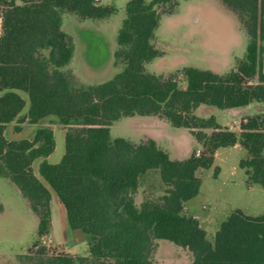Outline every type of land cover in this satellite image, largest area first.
Masks as SVG:
<instances>
[{
    "label": "trees",
    "instance_id": "trees-1",
    "mask_svg": "<svg viewBox=\"0 0 264 264\" xmlns=\"http://www.w3.org/2000/svg\"><path fill=\"white\" fill-rule=\"evenodd\" d=\"M221 1L237 14L248 38L243 58L230 71L183 67L184 87L172 74L148 72L145 63L160 55L151 40L161 16L174 13L178 0H128L112 54L121 70L103 82L74 88L63 71L73 43L61 29V13L104 19L116 7L96 0H0V176L27 200L38 219V238L49 232L50 190L63 205L68 226L88 238L87 256L47 254L40 247L18 255L20 264H155L150 259L154 239L187 248L192 264H264V213L233 210L212 241L195 218L181 213L183 203L198 194L201 180L195 172L209 168L221 147L238 143L245 150L239 168L248 183L264 190V112L241 119L238 133L213 116L194 114L199 104L227 109L264 101V0ZM16 91L27 95L23 118L18 115L25 101ZM134 115L158 116L188 129L203 151L176 160L151 138L132 143L110 136L112 122ZM49 116L65 130L57 163L46 160L55 147L49 127L37 128L30 140L4 137L5 124L17 117L37 123ZM36 158L42 159L43 181L32 171ZM151 170L158 171L167 189L159 200L136 206L130 191Z\"/></svg>",
    "mask_w": 264,
    "mask_h": 264
},
{
    "label": "crops",
    "instance_id": "crops-1",
    "mask_svg": "<svg viewBox=\"0 0 264 264\" xmlns=\"http://www.w3.org/2000/svg\"><path fill=\"white\" fill-rule=\"evenodd\" d=\"M102 1L105 0H97V3L103 5H113ZM127 1L128 0H125V4ZM166 17H169L170 20L177 19L189 21L191 29L189 31H185L182 35L180 47L177 45H171L169 42V45L165 46L163 49L157 48L155 45V48L159 50L160 55L145 63L144 66L149 72L157 74L156 71H150L149 66L163 65L169 61V63L174 64V68L171 71L191 66L199 69H208L217 74H224L233 68L236 59L243 58L247 45V35L242 29L234 11L223 4L221 0H178L175 12L161 17L159 26L154 33L155 36L159 31L161 23ZM105 20L109 19L107 18ZM262 59V69L264 72V37ZM70 62L71 61H69L68 64H70ZM84 64L88 66L86 60ZM162 73L165 72L162 71L161 74ZM254 80L256 81L257 78L255 77ZM16 92L23 98L20 91ZM23 99L25 101V105L18 115L19 118L25 117L28 111V100L25 98ZM263 112L264 101H252L242 107L227 109H218L211 105L199 104L194 109L195 115L203 118L213 116L218 125L226 127L228 130L236 133L240 131L239 123L241 119L246 116H252ZM18 117L5 124L3 130L4 137L7 140H30L37 128L49 127L53 132L55 147L54 150L46 157V160L49 163H57L64 153L63 150L58 151L57 149V143L59 146L64 144L65 130L63 127L59 124L57 126L55 124H48L47 118L39 120L37 123H29L27 118L19 121ZM135 120H149L153 121L152 123L157 125L158 130L152 131L144 129V131L142 130V133L139 131L142 134L140 140L142 141L147 138L153 139L159 147L168 153L171 159L184 160L194 152L196 154L202 152L201 144L195 140L188 129L174 127L167 120L158 116L134 115L121 117L116 120L113 125L109 126L110 135L114 129L119 132L118 130H123L129 122ZM168 124L172 127H169ZM114 126L116 127L114 128ZM172 130H181L180 132H183L181 134H184L187 138V143L182 144L178 141V136H176L175 133L172 134ZM206 130L211 129H205L204 131L206 132ZM56 133H58V140ZM133 133L134 132H128L125 139L132 143H139V141L137 142L131 138L132 136H135ZM52 154H55V157L50 160ZM244 155L245 150L238 143L233 146L218 148L215 150L212 165L207 169L201 168L195 172V175L201 180L198 194L183 203L181 213L185 216L195 218L199 227L205 231L211 229L212 227V235L218 229L219 224L226 218V216L235 209H239L244 214L249 216H257L255 213H249V210L254 209V207H251L248 203L239 204L235 201L228 202L221 198H217L215 199L216 202L214 204L212 203V200L206 199L208 197L207 192H203V185L208 178H210L212 182L211 189L214 190L219 197H221L223 187L226 185H236L235 179H237L238 184H247L245 196L246 198L251 199L252 195L249 193L262 188L258 184L248 183L244 171L239 168V160ZM41 160L42 159L40 158L39 163ZM215 170L216 173H214ZM0 178L5 182L14 185L8 178L1 176ZM14 187L20 194L17 187L15 185ZM228 198L236 199L237 195L235 193H231L230 190ZM201 204L202 206L205 205L204 208H202ZM49 206L50 226L47 236L49 235L54 242V245L58 246L61 251L71 256H87V236L80 229H71L68 226L65 209L54 193H51ZM36 222L38 223L37 217Z\"/></svg>",
    "mask_w": 264,
    "mask_h": 264
},
{
    "label": "rangeland",
    "instance_id": "rangeland-1",
    "mask_svg": "<svg viewBox=\"0 0 264 264\" xmlns=\"http://www.w3.org/2000/svg\"><path fill=\"white\" fill-rule=\"evenodd\" d=\"M102 2L113 4V6L115 5L117 7L116 12L113 15L107 17L109 20H105L107 18L81 19L75 14L67 11H63L61 13V29L71 37L73 43V54L70 59L71 62L70 64H67L63 67V71L70 77V83L74 88L97 84V82H103L111 78L122 68V64L114 63L112 54L117 48V30L125 17V0H105ZM1 9L2 8L0 7V11ZM242 17L246 19L244 14ZM190 29L191 26L189 21L177 19L170 20L169 17H166L161 23L156 36L154 34L151 43L154 45V47L156 45L157 48L160 49H163L169 44L180 47L182 35L185 33V31H189ZM242 29L244 30L243 27ZM85 60L86 63H88V66L84 64ZM173 68L174 64L169 63V61L163 65L149 66V70L156 71L157 74H161L162 71L165 72L162 73L164 76L172 74L179 87H184L185 82L180 72L181 69L171 71ZM254 78L252 79V82L257 81H255ZM20 93L23 95V98L28 100L25 92L20 91ZM49 117L50 118L46 117L47 123L55 124L57 126L58 124L56 123V118L54 116ZM114 122H112L111 125H113ZM152 122L153 121L149 120H135L129 122V124L126 125L123 130H118L119 132L114 129L110 136H120L122 138H126L128 132H134L133 134H135V136H132L131 138L137 142H140L142 130H158L157 125L153 124ZM168 126L172 127L170 124H168ZM115 127L116 126H114V128ZM180 131L181 130H172V134L175 133V135L179 138L178 141H180L182 144H186L187 138L184 134L182 135L181 133L183 132ZM208 131L212 130H206L207 134L210 133ZM56 135L58 140V133H56ZM57 149L58 151H64V144L59 146L57 143ZM54 155L55 154H52L50 160L55 157ZM39 160L40 158H36L32 162L31 166L34 174L43 181L38 173ZM235 182L236 185L224 186L223 190L221 191V197H219L217 193L211 189L212 182L210 178H208V180L203 185V192L206 191L208 194L206 199L212 200V203L214 204L216 202L215 199L217 198H221L228 202L235 201L239 204L248 203L251 205V207H254V209L249 210V213H255L257 215L263 214L264 191L262 189L254 190L249 193L252 195V198H246L245 195L247 184H238L237 179H235ZM166 189L167 187L161 182L159 178L158 171L151 170L140 178L136 190L130 191V195L132 196L135 205L140 206L145 201L153 202L159 200V198L165 193ZM230 190L231 193H235L237 195L236 199L228 198L230 195ZM50 193H53V191L50 190ZM204 206L205 205H203L202 208H204ZM36 227V217L31 211L27 200L16 191L14 185L5 182L0 178V264H20L18 255L26 254L29 251L34 253L36 249L40 247H44L47 254L65 253L61 251L58 246L54 245V242L49 237V235H46L41 239L38 238L36 234ZM211 229L205 231L209 241L213 240ZM35 243H38L36 247L33 246ZM150 259L155 264H192L193 258L191 252L187 248L177 246L168 240L154 239Z\"/></svg>",
    "mask_w": 264,
    "mask_h": 264
}]
</instances>
